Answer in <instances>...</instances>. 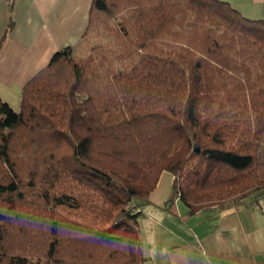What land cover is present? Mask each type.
<instances>
[{
    "label": "trees",
    "instance_id": "1",
    "mask_svg": "<svg viewBox=\"0 0 264 264\" xmlns=\"http://www.w3.org/2000/svg\"><path fill=\"white\" fill-rule=\"evenodd\" d=\"M162 172L164 209L188 215L264 195V19L92 0L17 109L0 98V264H146L137 217Z\"/></svg>",
    "mask_w": 264,
    "mask_h": 264
},
{
    "label": "crops",
    "instance_id": "2",
    "mask_svg": "<svg viewBox=\"0 0 264 264\" xmlns=\"http://www.w3.org/2000/svg\"><path fill=\"white\" fill-rule=\"evenodd\" d=\"M222 1L248 19H264V0ZM91 2L0 0L3 101L17 109L22 86L55 52L79 41ZM157 188L150 202L140 206L137 217L146 264H264V195L257 193L188 215L178 199L164 209L170 190L160 195Z\"/></svg>",
    "mask_w": 264,
    "mask_h": 264
},
{
    "label": "rangeland",
    "instance_id": "3",
    "mask_svg": "<svg viewBox=\"0 0 264 264\" xmlns=\"http://www.w3.org/2000/svg\"><path fill=\"white\" fill-rule=\"evenodd\" d=\"M11 108L15 109V107L12 105L10 106ZM171 175L168 172H163L161 177L159 178V181L157 183V193H159L160 195H164L166 190L169 189L170 193H171ZM261 195V194H259Z\"/></svg>",
    "mask_w": 264,
    "mask_h": 264
}]
</instances>
